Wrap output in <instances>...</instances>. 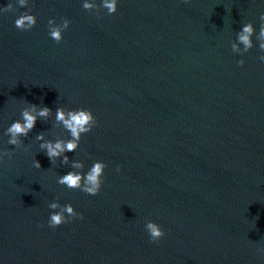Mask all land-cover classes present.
Wrapping results in <instances>:
<instances>
[{"label":"water","instance_id":"95a60500","mask_svg":"<svg viewBox=\"0 0 264 264\" xmlns=\"http://www.w3.org/2000/svg\"><path fill=\"white\" fill-rule=\"evenodd\" d=\"M9 2L0 151L13 155L0 163V264H264V52L255 34L246 54L231 52L244 23L258 33L264 0H117L99 18L84 0H29L30 31L14 27L27 8H0ZM63 18L57 44L48 21ZM28 103L53 116L14 148L4 133ZM58 107L90 109L97 121L65 153L83 172L107 165L95 197L60 186L74 170L51 165L35 139L69 138L53 126ZM51 202L84 219L48 228ZM147 220L165 232L156 244Z\"/></svg>","mask_w":264,"mask_h":264},{"label":"clouds","instance_id":"9594fccd","mask_svg":"<svg viewBox=\"0 0 264 264\" xmlns=\"http://www.w3.org/2000/svg\"><path fill=\"white\" fill-rule=\"evenodd\" d=\"M16 2L19 8H27V11H24L15 19L14 27L19 31H30L36 24V18L30 14L32 8L28 7L29 0H16ZM183 2L188 3L189 0H183ZM82 8L89 13L95 12L97 18H99L100 8L106 10V14L111 16L117 11V0H101L99 7L94 0L93 2L84 0ZM15 11L16 8H14L11 2L6 7L0 8V13H13ZM259 21L260 27L258 33H255L251 22L242 25V29L236 33V42L231 43V52L233 54L243 56L252 49V37L254 34L259 50L264 52V12L260 14ZM69 24L70 21L66 18H63L60 24H56L54 20L50 19L48 21L50 39L57 44L61 43L63 39L62 33L68 29ZM238 45H242V48ZM259 60L264 63V55H261ZM243 65V59L237 62L238 67H243ZM52 116L53 112L48 107H38L37 105L29 104L28 107L21 110L20 120L13 121L6 129L4 135L9 137L7 144L14 146V148H20L22 146L21 138H27L28 134L35 127L37 120L47 121ZM96 125L97 121L90 109L79 108L68 110L58 107L55 110L53 126L62 127L68 133L69 138H57L53 142L46 140L44 133H39L35 137L36 141L40 142L39 148L41 152L46 154L51 165H54L59 159L61 165H67L70 169L74 170L67 172L65 175L58 176L57 183L68 190H78L92 197L100 193L103 183L102 177L107 165L102 161H96L93 162L87 172H83L84 164L79 161H69L65 153H75L79 147L81 137L90 133ZM12 155L13 153L10 151H0V163H3L4 157H8L11 160ZM33 167L41 169V165L36 159L33 161ZM116 172H120L119 166H117ZM47 206L52 210L47 222V226L50 229L55 230L61 225L72 223L76 219H84L83 215L77 213L70 204L61 206L57 202H51ZM42 226L38 225V227ZM144 230L148 234L150 244L158 243L165 236L163 229L151 220L145 222ZM258 251L264 253V249H258Z\"/></svg>","mask_w":264,"mask_h":264}]
</instances>
